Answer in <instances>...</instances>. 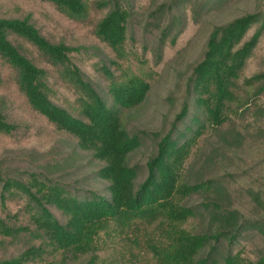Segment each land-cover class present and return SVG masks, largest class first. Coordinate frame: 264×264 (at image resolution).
Here are the masks:
<instances>
[{
  "label": "trees",
  "instance_id": "trees-1",
  "mask_svg": "<svg viewBox=\"0 0 264 264\" xmlns=\"http://www.w3.org/2000/svg\"><path fill=\"white\" fill-rule=\"evenodd\" d=\"M38 1L88 23L85 0ZM146 1L94 2V11L103 15L89 23L91 32L99 48L114 56L94 55L87 71L74 57L90 47L51 39L30 13L0 16V83L6 71L27 113L35 116L38 141L59 136L73 143L70 153L55 152L54 162L37 154L38 141L9 158L14 167H4L8 159L1 158L0 264H101L104 238L127 241L132 259L137 250L156 264H264V245L254 252L246 248L256 238L264 241V193L248 186L231 190L211 173L231 162L244 142L264 146V57H256L263 51L264 2L263 10L212 25L200 59L185 77L178 111L167 128L152 131L129 123L160 79L163 52L177 46L179 29L170 41L166 36L173 13L188 0H162L149 10L141 34L154 25L159 29L153 64L134 29ZM226 1L198 0L193 15L203 19L205 11ZM137 44L144 46L142 53L131 59L126 54ZM130 60L137 67L124 66ZM43 62L69 84L71 102L54 98V70ZM252 62L259 63L248 65ZM18 127L0 112V137ZM208 133L218 135V146L205 153L199 144ZM148 137L153 151L132 161ZM192 219L201 226L187 227Z\"/></svg>",
  "mask_w": 264,
  "mask_h": 264
},
{
  "label": "rangeland",
  "instance_id": "rangeland-1",
  "mask_svg": "<svg viewBox=\"0 0 264 264\" xmlns=\"http://www.w3.org/2000/svg\"><path fill=\"white\" fill-rule=\"evenodd\" d=\"M89 6V20L88 23L83 24L81 22H76L70 20L67 16L59 14L55 9L49 5L43 4L38 0H0V16H21L25 13H30L33 15L34 20L37 22L38 26L41 27L43 33L54 39L56 41L60 40L65 43L76 45H82L90 47L87 53H80L74 60L81 65L83 70H88L91 68V61L94 55H100L105 59L112 58L113 52L106 49L104 52L99 48L103 46L94 37L91 32L92 26L89 23L96 22L97 19L103 15L102 11H94V2L96 0H85ZM162 0H149L146 1L147 5L141 12H145V16L141 17V12L139 16V25L135 26L137 41L144 40L145 50L147 53V59L151 60V64L154 63L155 48L158 43V32L157 26L154 25L150 27L148 32L146 31L144 36L141 34V25L146 23V16L150 9L157 7V5ZM198 0H188V3L184 6L179 7V12L174 14L173 20V30L168 33L166 40L168 41L174 32L179 29L181 37L177 42V48L175 46L168 45L165 52H163L162 64L159 65V77L160 79L156 82L152 91L150 92L144 105L139 108L134 115V118L129 124L132 127H144L146 129H151L152 131H163L167 128L170 119L178 111L183 97L185 77L189 74L190 66L200 59L203 46L208 36V32L213 24H223L233 18L240 16L245 13H250L262 9L264 0H227L223 5H217L210 11H205V18L201 19L199 16L193 15V10ZM263 10V9H262ZM175 12V11H174ZM177 14L180 16H177ZM87 18V19H88ZM178 19H180L178 21ZM182 24L181 27L178 25ZM142 39H141V38ZM171 40V39H170ZM169 40V41H170ZM260 48L264 51V39L260 43ZM143 45H135V50L126 54L131 59H137L139 54L142 53ZM24 51L29 52L34 55L37 61L38 54L29 50L26 46H22ZM258 52L260 60L264 57V52ZM91 52V53H90ZM44 60V59H43ZM131 61L125 62L126 67L134 68L137 67V61H134L131 65ZM40 62V61H39ZM45 62V61H44ZM41 63L42 66H46L49 69H53L54 75L52 80L55 84H51L55 91L54 98L60 102H71L74 96L71 95V88L62 83L57 68H52L48 66L47 63ZM259 62H252L248 65H258ZM2 65L0 64V67ZM90 66V67H89ZM4 67V66H3ZM3 71V70H2ZM6 71L3 72V80L0 83V112H2L7 120L13 121L19 124L17 131L14 132L9 137H0V160L1 158H7L4 167H14V161L9 158L15 157L18 153H23L30 151L35 142L38 141L37 137H34L35 127L31 121L35 118L34 115L28 114L22 101V97L15 91L14 82L11 83L10 77L6 76ZM49 79L51 80V74L49 73ZM97 79H101L100 75L96 74ZM102 90L106 87V84L101 82ZM173 97L171 102L166 101V97ZM179 98V99H178ZM228 127L227 124L221 129ZM129 128H131L129 126ZM204 137L207 140L203 141ZM48 143L41 138L38 141V145L42 146L36 152H43L39 156L46 155L45 157H50L54 162L55 152L60 153V148L67 149L70 153V149L73 147V143L65 137H52ZM210 139V140H209ZM200 149L202 152L207 153L212 149L211 146H218V135L215 133L203 136L200 140ZM59 145L56 148L54 145ZM55 148V149H53ZM220 148V147H219ZM154 149V140L148 137L147 141L143 146L134 152L132 156V161L142 159L144 160L147 154H150ZM39 159V158H38ZM42 159V158H41ZM231 162H223L221 168H213L211 173L218 176L219 180L226 184L227 187L231 189L240 186L249 187L251 189L259 188L264 193V181H259L257 178L259 175H264V146L261 143L250 144L244 142L239 150V153L231 158ZM2 162V161H0ZM39 162V161H38ZM18 167L19 164L15 163ZM28 166L25 165V168ZM245 184V185H244ZM232 190V189H231ZM246 201V198L244 199ZM243 200V202H245ZM206 224L204 221L203 225ZM187 227L192 229L199 228L201 225L197 219H192L189 221ZM105 239V246L102 248L100 254L101 264H156V262L149 255H142L139 251L133 250L134 259L131 255L126 253L127 241L117 240L109 241ZM115 242V243H113ZM254 245V246H253ZM264 245V241L261 238H256L255 241L250 242L246 245L251 252H254V247L259 246L260 248ZM253 246V247H252ZM104 260V263L102 262Z\"/></svg>",
  "mask_w": 264,
  "mask_h": 264
}]
</instances>
